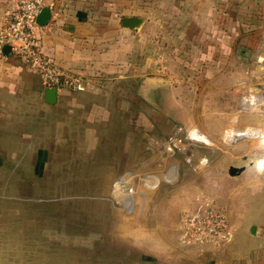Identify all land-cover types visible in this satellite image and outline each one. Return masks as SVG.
<instances>
[{"label":"crops","instance_id":"1","mask_svg":"<svg viewBox=\"0 0 264 264\" xmlns=\"http://www.w3.org/2000/svg\"><path fill=\"white\" fill-rule=\"evenodd\" d=\"M116 1L45 0L51 19L41 29L43 51L85 77L84 92L57 89L56 102L48 103L38 75L20 60L0 57V189L7 183V190L50 189L83 173H122L116 180L129 182L130 166L117 165L131 159L133 134L146 136L155 124L145 105L168 122L197 127L214 143L247 129L226 116L240 95H263L264 0H154L150 7L141 0L133 12L130 1L121 7ZM15 7L16 0H0V29ZM127 17L144 23L138 31L125 28ZM148 78L154 82L145 100L138 92ZM210 110L221 111L212 112L213 124L194 122ZM261 139L241 138L225 149L237 161L224 166L246 167L235 177L221 172L234 188L233 198L219 204L226 239L181 240L184 216L199 212L197 202L162 215V201H142L137 217L129 210L122 216L140 224L126 238L138 247L107 248L106 255H122L123 264H264V170L253 162L264 158ZM75 182L72 188L80 189ZM120 202L126 209L127 201Z\"/></svg>","mask_w":264,"mask_h":264},{"label":"rangeland","instance_id":"2","mask_svg":"<svg viewBox=\"0 0 264 264\" xmlns=\"http://www.w3.org/2000/svg\"><path fill=\"white\" fill-rule=\"evenodd\" d=\"M128 1L133 12L141 0ZM147 2L150 7L154 0ZM115 4L121 7L122 0ZM116 14V20L122 18ZM260 90L264 96V87ZM245 94L234 100L226 119L248 123L247 129L230 133L231 139L227 137L222 142H212V145L190 142L187 135L197 127L168 122L160 111L145 105L149 120L155 118V124L147 127L148 135L143 136L139 132L131 138L132 156L144 154L124 159V166L120 159L121 165H117L120 171L130 166V174L126 175L130 177L132 186L129 197L117 196L114 191L116 179L123 177L122 173L70 175L65 184L59 186L56 183L50 189L37 185L38 188L7 190V183L0 189V264H123V256H107V248L130 247L126 244L128 231L137 233L140 224L124 223L122 216L126 209L120 201H132V217L141 212L142 201H162V215H171L174 207L194 202L200 206L199 212L194 213L207 210L224 213L220 209V201L233 198L234 188H227L222 182L221 172L229 175L228 167L224 165L228 160L237 161L230 155L226 158L228 151L226 153L225 149L235 145L232 143L234 134H240V139H252L247 134L253 131L258 135L254 138L262 137L264 143V97L254 95L253 105L246 107L242 102L248 97ZM212 112L217 114L221 111H206L207 117L196 115L194 122L213 124L218 119ZM134 115L132 113L131 116ZM173 138L182 139L175 154L170 153L166 146ZM263 161L264 158L259 157L253 162L259 166ZM260 168L264 170V167ZM75 179L80 189L72 188ZM131 243V247H138V241L133 238ZM130 252L133 259L140 257L138 252Z\"/></svg>","mask_w":264,"mask_h":264},{"label":"built area","instance_id":"3","mask_svg":"<svg viewBox=\"0 0 264 264\" xmlns=\"http://www.w3.org/2000/svg\"><path fill=\"white\" fill-rule=\"evenodd\" d=\"M44 7L45 0H16L15 10L8 23L0 29V57H5L4 48L9 47V56L20 60L38 75L45 89L65 88L73 92H84L88 80L62 69L43 51L42 26L38 25L37 19ZM254 101V96L249 95L243 98V106H252ZM181 142L182 139H171L166 145L167 150L175 154ZM181 231L183 242L226 239L229 235L225 216L213 210L186 216Z\"/></svg>","mask_w":264,"mask_h":264},{"label":"water","instance_id":"4","mask_svg":"<svg viewBox=\"0 0 264 264\" xmlns=\"http://www.w3.org/2000/svg\"><path fill=\"white\" fill-rule=\"evenodd\" d=\"M50 19H51V11L46 8V9H43L42 12L40 13L37 19V23L39 26L44 27L48 25V23L50 22ZM143 23H144V20L139 17H127V18H124L122 21V25L125 28H129V29L136 30V31H138L142 27ZM9 52H10V48L5 47L4 54L9 55ZM153 82H154L153 79H150V78L146 79L140 86L138 96L146 100V96L150 88V84ZM56 94H57V89L55 88L47 89L46 95H47L48 103L53 104L56 102ZM187 138L190 141H193L195 143L212 145V142L207 138V136H205L202 132H200L198 129H195V128L189 131ZM245 168L246 167L231 166L227 170V173L230 176L235 177L239 175L240 173H242L245 170ZM130 185L131 184L130 182H128L127 179L121 178L115 183L114 191L116 192L117 196L122 195L126 197L127 195H129V192L131 191ZM124 205L127 211L128 210L131 211L133 209L132 201H127L126 203H124Z\"/></svg>","mask_w":264,"mask_h":264},{"label":"bare ground","instance_id":"5","mask_svg":"<svg viewBox=\"0 0 264 264\" xmlns=\"http://www.w3.org/2000/svg\"><path fill=\"white\" fill-rule=\"evenodd\" d=\"M247 135H250V137L254 138L257 134H256V131H253L251 134H247ZM242 138V137H241ZM231 139V138H230ZM240 139L239 135L237 134H234L233 137H232V143H236L237 140ZM264 162V161H263ZM263 162L260 163V167H264L262 164Z\"/></svg>","mask_w":264,"mask_h":264}]
</instances>
